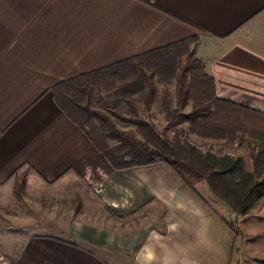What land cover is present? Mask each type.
<instances>
[{
	"label": "crops",
	"instance_id": "0c3cea01",
	"mask_svg": "<svg viewBox=\"0 0 264 264\" xmlns=\"http://www.w3.org/2000/svg\"><path fill=\"white\" fill-rule=\"evenodd\" d=\"M183 42L235 105L223 114L264 116V0H0V264H241L237 251L264 264V197L233 224L206 181L191 189L163 162L114 170L55 103ZM21 177L29 202L45 197L44 222L8 208Z\"/></svg>",
	"mask_w": 264,
	"mask_h": 264
},
{
	"label": "trees",
	"instance_id": "16d2710c",
	"mask_svg": "<svg viewBox=\"0 0 264 264\" xmlns=\"http://www.w3.org/2000/svg\"><path fill=\"white\" fill-rule=\"evenodd\" d=\"M178 52L185 54L182 62L174 60L175 53ZM155 56L158 60L150 71L141 67L142 61ZM134 64L139 66L142 74L137 82L131 83L142 91V101L147 111L151 110L153 100L157 96L154 80L157 73L168 74V77L176 75L175 109L171 112L165 109L169 111L170 117L167 129L187 123L193 132L214 141L231 142L237 137L241 144L246 136L260 139V152L256 157H250L253 174L249 173V158H213L197 151L191 154L181 146H171L170 151H165L140 141L134 132L120 129L112 118L138 127L143 126V122L126 118L114 107H104L103 110L92 108V89L76 80L66 85L69 87L66 91L54 93L55 103L71 120L86 129L88 138L114 170H129L163 162L191 189L199 182L206 181L213 195L229 207L236 208L239 215L247 214L255 203L264 197V164L261 167L260 162V156L264 153V132H260L259 126L257 127L264 124V116L245 110L239 115L223 114L225 107L231 108L235 105L215 97L212 80L205 74L202 61L195 57L193 51H189L185 42L126 62V66ZM165 98H168L167 94ZM122 99L129 106L131 113L136 115L133 101L128 96ZM189 102L193 104L192 111L188 114L181 113ZM108 140L117 144L111 147L107 143ZM239 171L242 175L235 177L233 174ZM24 186L25 179L21 177L17 193L23 191Z\"/></svg>",
	"mask_w": 264,
	"mask_h": 264
},
{
	"label": "rangeland",
	"instance_id": "374dc122",
	"mask_svg": "<svg viewBox=\"0 0 264 264\" xmlns=\"http://www.w3.org/2000/svg\"><path fill=\"white\" fill-rule=\"evenodd\" d=\"M158 57H151L146 58L145 61L141 62V67L145 69L146 71H150L152 67L157 62ZM185 58V54L182 53H175L174 60L182 62ZM161 73V72H160ZM160 73H157V75L154 77V80L156 82L157 86V96L154 98L152 107L150 111H147L144 107V103L142 101V91L138 89L139 87L133 86L131 82H137L138 79L141 76L140 68L137 64H134L132 66L128 65L125 66L123 69L117 70L115 73H107L105 74L98 83H88V86L92 89V98H91V107L98 110H103L104 107H111L116 108V110L126 118L137 120L140 122H143V126H132L125 124L121 121H119L117 118H112L115 122V124L120 129H131L129 131L134 132L137 136V138L142 141L146 142L151 146L156 147L159 150H165L170 151L169 149L171 146H181L189 151L191 154L194 151L199 152L201 155L205 156H211L215 158H228V159H240L244 160L250 157H256L257 154L260 152V145L262 142L260 139H251L249 136L243 137L244 141L240 144L238 142V138L236 137L233 141L228 142L226 141H214L210 139H206L198 135L197 133L193 132L189 125L182 124L178 127H175L174 129H167L168 124L170 123V117L168 115L169 111L175 109L176 105V75L172 77H168V74L163 73V75H159ZM117 78L112 75H116ZM136 84V83H135ZM167 94L168 98H165V95ZM128 96L133 101L136 115L131 113V110L127 103L123 101L122 98H125ZM188 107H185L181 113L187 114L186 112L191 110L193 107L192 102H189L187 104ZM168 109L169 111L165 110ZM190 112V111H189ZM264 121H262L263 124ZM261 123V122H260ZM98 124V123H96ZM259 126V127H258ZM258 130L260 132H264V124L257 125ZM264 136V135H263ZM257 137V136H256ZM109 146H115L117 143L115 141L108 140L107 141ZM260 162L261 167H263L262 164H264V153L260 156ZM250 170L249 173L252 175L254 168L252 167V160H251ZM248 164V165H249ZM236 176H241L242 172L239 171L237 174L236 172L233 174ZM25 179V186H26V178ZM18 182L15 183L14 187V195L15 197H8V208L11 209V213L13 212V208L15 205H23L21 209H30L33 210L36 208L34 213L38 215V221L39 223L44 222L45 220L42 218H46L48 211V204L45 199V197L40 198L37 197L36 201L34 202L37 204V207L32 202H29V199H26L25 197V186L23 191H18ZM27 195V194H26ZM211 202L215 204V206L219 209V211L223 212V209L219 207L218 202H223L219 198H217L215 195L211 193V196H207ZM17 198V199H16ZM230 200H232L230 198ZM217 203V204H216ZM230 210V215H228V219L231 223L235 224L236 219L238 217H242V215H239L237 213L236 208L229 207L226 203H224ZM80 202L77 200V203H74L73 210L71 211V215L76 216V214L80 211ZM5 208V207H4ZM54 208V207H53ZM3 209V208H2ZM62 209L65 212L68 210V204L62 205ZM59 210V211H58ZM55 212H61V209H58ZM10 212L7 210V213ZM69 212V211H68ZM9 215V214H7ZM70 216V212H69ZM13 219L5 216L4 212L1 210V232L9 235V232L12 231L13 234L9 235V243L14 246L17 243L14 242V238H16V233L19 231V227L13 226L14 223L12 222ZM5 222V223H4ZM15 232V235H14ZM238 253L235 257V261H240L241 264H248L249 262L253 261L251 260L252 252L246 251L241 259L242 251H237ZM239 263V262H238Z\"/></svg>",
	"mask_w": 264,
	"mask_h": 264
}]
</instances>
